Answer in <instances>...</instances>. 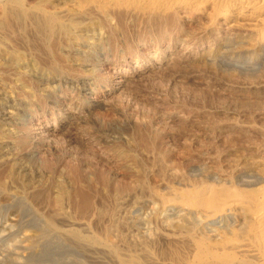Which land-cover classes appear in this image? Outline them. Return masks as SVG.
<instances>
[{
  "label": "bare ground",
  "instance_id": "bare-ground-1",
  "mask_svg": "<svg viewBox=\"0 0 264 264\" xmlns=\"http://www.w3.org/2000/svg\"><path fill=\"white\" fill-rule=\"evenodd\" d=\"M0 2V73L7 74L25 64L22 50L11 48V44L18 41L29 50V71L46 74L40 90L48 97L57 91L60 103L69 101L71 106L82 104L83 100L68 90H61L60 84L55 86L54 82V86H50L54 80L51 75L56 74V66L63 62L59 57L61 47L63 44L73 47L85 39L79 43V48H85L84 52L91 54L97 45H103L104 39L100 36L92 43L85 35L95 33L102 26L110 29L113 18L118 19L123 28L140 20L144 30L154 28L161 34H166L168 28L174 26L179 35L186 32L187 27L198 30L202 36L212 34L213 49L201 54L204 61L238 62L240 54L245 52L249 56L244 61L264 60V0ZM196 14L202 17L194 22ZM136 46L146 49L147 43L138 39ZM127 52L126 57L133 59L134 54ZM85 64L87 72H91L93 66ZM63 71H60L61 76ZM123 73H115L112 77L116 86L126 84V73ZM101 93L90 91L85 95L93 96L87 103L89 110L95 111L104 104ZM31 105L28 102L24 109L29 111ZM13 108L0 105V123L8 125L17 115ZM46 121L34 139L38 140L40 135L53 136L55 129L49 126V119ZM58 129L65 130V126L61 124ZM158 141V136L152 142L138 139L139 150L151 155V165L131 156L124 148H115L114 153L122 160L121 168L129 180L127 183L112 181L102 175L101 188L97 186L99 189L92 190L78 186L72 192L59 180L51 164L45 170V180H37L28 173L20 156L12 155L13 152L9 153L6 148L8 145L0 143V213L3 210L6 213L5 216L0 214V264H61L55 258L60 250L71 253V258H61L62 264H70V260L73 264H264V154L248 157L245 165L229 174L205 171L203 179L194 180L170 165L168 156L158 150ZM43 154L37 155L39 161ZM74 168L71 173L76 175L78 184L80 170ZM195 168L202 172V167ZM61 170L59 173L65 177L66 170ZM151 171L164 183L162 189L147 182L146 176ZM80 177L87 184L92 181L87 174ZM126 198H131L134 205L147 198L144 201L150 205L148 208L153 215L147 220L151 224L150 221L154 222V218L158 221L161 216L162 228L157 227L158 232L149 231L139 238L129 235L133 221L121 211ZM172 212L177 214L175 219L173 214L172 219L169 217ZM80 255L86 258V262L77 258Z\"/></svg>",
  "mask_w": 264,
  "mask_h": 264
},
{
  "label": "rangeland",
  "instance_id": "rangeland-1",
  "mask_svg": "<svg viewBox=\"0 0 264 264\" xmlns=\"http://www.w3.org/2000/svg\"><path fill=\"white\" fill-rule=\"evenodd\" d=\"M25 1L31 3L35 0ZM193 17L196 22L200 21L202 15L196 14ZM113 20L110 29L102 26L103 29L85 35L92 43L100 36L104 39L103 45H97L98 48L95 47L91 54L87 55L85 48H79V43L85 39L79 40L73 47L71 44H63L64 48L61 47L59 57L63 62H60L61 66H56V74L51 75V80H54L50 86H54L55 82V86L60 84L61 90L76 94L83 100L79 105L71 106L69 101L60 103V93L54 90L50 97L46 96L40 90V85L45 81L43 75L46 74L31 73L27 64L29 50L18 41L11 44V48L22 50L25 64L7 74L0 73V105L16 108L13 110L17 114L8 125L0 123V143L2 146L8 145L6 148L9 153L13 152L12 155L20 156L32 177L45 180V170L51 164L69 191H75L78 186L82 189H99L103 176L112 181L127 183L129 180L121 168L122 160L114 153L115 148H124L131 156L151 165L152 157L139 150L138 139L152 142L156 136L159 138L157 148L168 156L170 165L194 180L203 179L205 171L229 174L245 165L253 155L264 154V60L244 61L249 56L245 52L243 56L240 54L238 62L204 61L201 54L213 49L212 34L202 36L198 30L187 27V31L179 35L175 26L168 28L166 34H161L154 28L144 30L140 20L124 28L118 24V19ZM138 39L145 40L146 49L137 48ZM127 51L134 54L133 59L126 57ZM85 63L93 66L91 72H87ZM60 71H63L62 76ZM119 72L126 73V84L116 86V80L112 77ZM85 74L89 76L85 77ZM48 89L51 90L50 87ZM90 91L102 92L104 104L95 111L87 108V103L93 99V96H85ZM28 102L32 103L29 111L24 109ZM70 106L73 107L72 111ZM46 119H49V126L55 129V133L50 138L40 135L38 140L34 139L37 130L40 131L41 125L47 122ZM61 124L65 130H57ZM41 152L44 154L39 161L37 155ZM71 165L77 166L76 169ZM194 166L202 167V172ZM61 167L66 170L65 177L59 173ZM71 168L82 173L78 171V184ZM134 170L139 171V168ZM69 172L71 176H68ZM84 174L92 177L89 184L80 177ZM150 174L146 176L147 182L162 189L164 183L157 179L154 172ZM215 178H211L212 181ZM126 199L122 207L125 213L121 211L133 221L129 235L139 238L149 231L158 232L157 227L162 228L161 216L158 221L154 218L155 223L150 221L149 224L147 219L153 215L148 208L150 205L144 201L147 198L138 200L140 202L135 205L131 198ZM3 212L0 214L5 216ZM172 214L175 219L176 212L169 215L171 219ZM61 251L55 258L62 264V259L71 258V253ZM80 257L77 256L86 262L83 255ZM70 264H73L71 260Z\"/></svg>",
  "mask_w": 264,
  "mask_h": 264
}]
</instances>
